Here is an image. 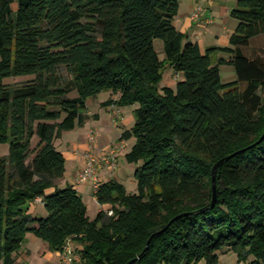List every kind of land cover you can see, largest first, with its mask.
Returning a JSON list of instances; mask_svg holds the SVG:
<instances>
[{"label":"trees","instance_id":"16d2710c","mask_svg":"<svg viewBox=\"0 0 264 264\" xmlns=\"http://www.w3.org/2000/svg\"><path fill=\"white\" fill-rule=\"evenodd\" d=\"M179 6L0 0V264H21L30 232L55 251L79 244L80 264H217L226 250L264 264V57L242 52L264 34V0H238L230 45L205 51L177 29ZM223 64L235 80H222ZM168 67L176 88L161 84ZM105 90L119 94L105 104L137 105L121 137L135 138L126 159L137 191L100 182L95 196L110 207L91 219L74 185L59 184L56 140L86 123L88 99Z\"/></svg>","mask_w":264,"mask_h":264},{"label":"crops","instance_id":"0c3cea01","mask_svg":"<svg viewBox=\"0 0 264 264\" xmlns=\"http://www.w3.org/2000/svg\"><path fill=\"white\" fill-rule=\"evenodd\" d=\"M237 2L238 0H203L204 9L200 17L195 18L193 17V13L197 10L200 0H180L179 11L175 18V25L177 29L188 37V39L197 42L203 51L214 46H229L230 37L238 24L237 20L231 15L232 9L237 6ZM155 44H157V40ZM162 46L163 44L161 48ZM242 52L252 58L259 56L264 57V34L252 38L248 45L242 47ZM220 57L228 58L229 54L225 52L215 53L216 59ZM223 65H221V69ZM233 69L236 73L234 67ZM107 93L109 94L107 98H100L99 95L92 99L89 98L86 109V114L88 116L86 123L83 126L64 131L61 137L56 140L57 148L61 150L66 157V172L60 179L59 184L62 187L74 185L87 204L88 213L90 212V203L97 208L98 211L110 207L109 205H102L98 202L91 181L77 184L78 174L85 164V154L89 152L90 149H92V152L96 156H101L111 147L115 145L121 146L116 154L117 162H121V165H119V168L116 170H113L109 165H104L99 175L101 182L113 179L124 184V177L128 175L130 169H132L131 166H133L135 170L134 163H130L126 159V154L135 143V138L121 139V137L125 130L133 127L135 123L134 110L137 105H130L131 109H128L127 106L124 107L115 103L109 105L105 104L108 100L117 99L119 97V94H114L110 91ZM90 100L93 101L91 102ZM117 111H120L121 116L119 117L118 125H114L113 117L118 116ZM92 130L95 131V141L93 145H91L89 141V134ZM39 204H42V208H44V204L39 201L36 203V210ZM28 235L29 233L27 237ZM47 256L48 258L45 257L44 261L39 264H58L60 260V250L53 253L50 252ZM20 263L26 264L24 260Z\"/></svg>","mask_w":264,"mask_h":264},{"label":"rangeland","instance_id":"374dc122","mask_svg":"<svg viewBox=\"0 0 264 264\" xmlns=\"http://www.w3.org/2000/svg\"><path fill=\"white\" fill-rule=\"evenodd\" d=\"M14 9L16 10V5L14 6ZM162 44H163L162 40L157 39L156 48L159 52V56L161 59L165 58V52H164L163 46L161 48ZM174 75H175L174 69L172 67H168L164 72V79H163L161 84L163 86L169 85V86H172L173 88H176L178 80ZM221 77H222V80L224 82H228V81H231L234 78H236V73H235L233 67L230 65H223L222 69H221ZM26 79H27V77H13V78H8L6 80V82L9 84H21L24 81H26ZM108 91L112 92V90H105V91L98 94L99 97L100 98H104V97L107 98L109 96V94L107 93ZM90 98L92 99L93 97H90ZM90 101L92 102L93 100H90ZM126 106L128 107V109L129 108L131 109L130 105H126ZM126 106H124V107H126ZM129 113H131V112H129ZM1 153L3 155H7L9 153V145L8 144H3L1 146ZM117 164H118V168H119V165H121V162H119V163L117 162ZM134 165H135V170H136L137 164H134ZM131 167H132V169H130L128 175H126L124 177V180H125L124 184L127 186L129 191L133 192V191H137V181H136L135 176H134L135 170L133 169V166H131ZM33 208H34V206H33ZM98 212H99L98 209L95 208L90 203V212L88 213V214H90L89 217L91 219L96 218ZM33 213H36L39 216H42V215L46 214V210H45V208H42V204H39L37 211H35ZM72 245L80 247L79 244H77L75 242H72ZM50 252L53 253L56 251L51 250L49 248L48 243L46 241H44L42 238H39L38 236H36L35 234L30 232L28 237L26 238L24 245L22 246L20 251L16 254V256H17L18 262H22V260H24V262H26V264H34V263L39 264L40 262L44 261L45 257L48 258L47 255H49ZM29 262H31V263H29ZM58 264H60V260H59ZM198 264H205V263L201 261ZM217 264H243V263H240L238 261L237 254L235 252L226 250V251H223L220 253V260Z\"/></svg>","mask_w":264,"mask_h":264},{"label":"built area","instance_id":"2783aa9c","mask_svg":"<svg viewBox=\"0 0 264 264\" xmlns=\"http://www.w3.org/2000/svg\"><path fill=\"white\" fill-rule=\"evenodd\" d=\"M204 9L203 0L197 6V10L193 13V17L199 18L201 12ZM176 76V75H175ZM177 78V76H176ZM118 116L113 117L114 125H118L120 111H117ZM89 141L93 145L95 141V131L92 130L89 134ZM121 148L120 145H115L111 147L108 151L103 153L101 156H96L92 149L85 154V164L82 170L79 172L77 177V184H83L91 181L94 186V190L97 191L100 185V170L104 165H109L113 170L118 168L116 154ZM109 214L112 215L113 211L110 210ZM82 262V257L77 251L76 246L72 245L71 240H67L66 243L60 249V264H80Z\"/></svg>","mask_w":264,"mask_h":264},{"label":"water","instance_id":"95a60500","mask_svg":"<svg viewBox=\"0 0 264 264\" xmlns=\"http://www.w3.org/2000/svg\"><path fill=\"white\" fill-rule=\"evenodd\" d=\"M228 158V157H227ZM223 160L224 159H221V161L218 163V165L221 163V162H223ZM218 165H216V166H218ZM216 168V167H215ZM216 172H215V170H214V172H213V183H214V198H213V204L215 203V200H216ZM148 245H149V242H148ZM128 264H131V262L130 263H128Z\"/></svg>","mask_w":264,"mask_h":264}]
</instances>
